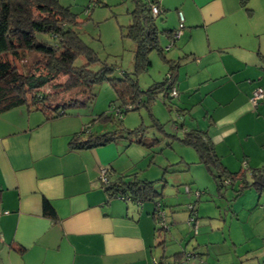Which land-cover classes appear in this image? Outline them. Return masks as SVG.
Wrapping results in <instances>:
<instances>
[{"label":"crops","instance_id":"obj_1","mask_svg":"<svg viewBox=\"0 0 264 264\" xmlns=\"http://www.w3.org/2000/svg\"><path fill=\"white\" fill-rule=\"evenodd\" d=\"M155 1L170 12L174 25L166 30L175 31L178 13L183 18L179 51L187 58L176 74L177 101L193 127L183 124L182 133L205 131L226 170L244 171L251 181L250 172L264 166V98L256 107L249 102L256 88L264 93V0ZM86 126L69 114L48 120L24 106L0 114V264L156 261L153 207L110 198L102 189L101 169L112 180L119 176L112 167L115 145L69 149ZM238 183L217 195L234 194L231 213L239 220L243 212L248 226L229 234L230 241L244 244L260 264L264 189L237 195ZM44 200L55 219L43 215Z\"/></svg>","mask_w":264,"mask_h":264},{"label":"rangeland","instance_id":"obj_2","mask_svg":"<svg viewBox=\"0 0 264 264\" xmlns=\"http://www.w3.org/2000/svg\"><path fill=\"white\" fill-rule=\"evenodd\" d=\"M59 3L70 6L82 22L77 31L79 37L93 49L98 59V63L90 67L92 71H97L102 64H106L116 68L111 74L114 78H121L122 73L136 72L133 42L123 36L131 22V0H59ZM168 15L170 12L165 11L155 19V26L159 31L174 25L167 21ZM177 29L178 24L174 33ZM40 39L53 44L48 36ZM159 42L163 49L171 45L164 52L166 60L182 57L179 47L183 41L178 40L173 45L164 36H159ZM148 59L151 62L148 69L138 70L136 73L142 90L169 76L168 64L156 51L150 52ZM84 62L81 57L76 64ZM173 83L177 88L176 75ZM43 91L53 96L52 105H59V108L73 99L85 100L84 106L66 107L64 111L69 116L80 118L87 125L84 128H88V133L112 132L120 127V123L123 133L115 143H111L115 145L117 152L112 162L115 173L129 175L127 179L152 182L154 189L161 195L158 201L165 214L168 229L164 230L155 224L152 252L157 262L164 254L162 264H171L170 256L184 251L199 256L192 258L188 264H256L252 253L246 252L244 244L234 247L233 241H230L229 234L235 236L238 229L242 227L246 230L248 226L241 222L243 212L239 214V220L231 213V209L236 210L238 205L234 201L236 199L233 200L234 194L229 190L226 198L218 196L216 184L203 165L198 163L195 151L177 140L183 135V124L193 127L190 113L181 110L178 97L169 99L161 93L150 102L148 108L139 107L118 118L114 107H118L119 103L116 101L114 88L107 81L88 90L76 89L68 93L62 92L60 86L54 83L46 86ZM103 114L115 118V121L96 120ZM135 129L139 131L127 136V131ZM137 141H142L143 144H138ZM196 191L200 193L199 196H196ZM189 205L193 206L197 219L196 233L187 225ZM143 206L149 210L153 207L151 203ZM157 228H161L158 233ZM161 242L162 245H159Z\"/></svg>","mask_w":264,"mask_h":264},{"label":"trees","instance_id":"obj_3","mask_svg":"<svg viewBox=\"0 0 264 264\" xmlns=\"http://www.w3.org/2000/svg\"><path fill=\"white\" fill-rule=\"evenodd\" d=\"M131 1L133 4L131 22L123 36L133 42L136 72L122 73L121 78H114L111 76L116 69L113 65L102 64L97 71L90 69L92 65L98 63V59L93 49L80 39L77 31L82 22L79 21L78 15L72 12L70 6H62L59 0H0V114L24 106L28 110L40 111L46 119L51 120L67 115L64 111L66 107L84 106L86 101L82 99L70 100L63 108L52 105L53 96L45 94L43 90L54 83L60 86L62 92L68 93L76 89L88 90L107 81L114 88L116 101L119 103L118 107H114L118 118L139 107L148 108L150 102L161 93L169 99L175 98L170 96L172 87L176 89L178 97L173 80L180 62L187 57L177 60L165 59L164 52L167 50L160 46L159 36H164L173 45L178 39L173 38L172 30L159 31L155 26V19L164 12L159 8L158 2ZM152 7L158 10L156 17L152 15ZM43 36L51 38L53 44L40 39ZM152 51H156L168 64L169 76L142 90L138 85L136 73L138 70L148 69L151 64L148 55ZM81 57L85 62L77 65ZM25 67L27 70L24 71ZM96 120L114 122L115 118L103 114ZM118 127L117 130L102 134L88 133V128H84L71 137L69 149L79 151L115 143L123 133L120 123ZM138 131L139 129H135L127 131L126 134L130 136ZM177 140L195 151L198 163L202 164L211 176L218 192L226 191L237 182H239L235 192L237 195L249 188L256 191L264 189V166L250 172L251 181L245 178L244 171L228 172L205 131L191 129L185 131ZM136 143L143 144L142 141ZM109 176L111 175L106 170L108 183H101L104 193L110 198H121L140 206L151 203L153 206L151 216L156 224V213L163 209L158 201L161 195L154 189L152 182L127 179L129 175L125 174L117 176L114 180ZM42 210L44 216L56 218L49 201H43ZM190 215L197 220L194 209ZM160 229L157 228L156 232L158 233ZM184 254V251H180L171 255V264H181ZM190 254L194 258L199 257L198 254ZM164 258L162 256L159 263L156 261L157 264H162Z\"/></svg>","mask_w":264,"mask_h":264},{"label":"built area","instance_id":"obj_4","mask_svg":"<svg viewBox=\"0 0 264 264\" xmlns=\"http://www.w3.org/2000/svg\"><path fill=\"white\" fill-rule=\"evenodd\" d=\"M152 15H153V17H156L158 15V10L156 8H154V7H152ZM178 20H179L178 29L173 35V38L175 40L179 39V37L181 36L182 28H183V24H182L183 18H182V15L180 13H178ZM170 46L171 45L167 46L166 50H169ZM170 96L171 97H177V92H176V89L174 87L171 88ZM263 98H264L263 90L261 88H256L252 92L251 97L249 99V102H250V104L253 107H256L258 105V103ZM127 109H129V108H127ZM99 179H100L101 183H103V184H107L108 183V180H107V177H106V169H101L99 171ZM225 184H227V183H225ZM186 192H188V189H186ZM195 194H196V196L200 195V193L198 191H196ZM188 211H189V214H191L193 212V206L192 205H189ZM156 223H157V225L159 227H161V228H163L165 230L168 229V226H167V224L165 222V214H164V212L162 210H158L157 213H156ZM187 225L192 227V229L196 233V231H197V223H196V220H195L193 215H189V218L187 220ZM192 258H194L193 255H191L190 253H185L184 256H183V259L181 260L182 261L181 264H188V261H190ZM154 264H157V262L155 261ZM260 264H264V262L260 263Z\"/></svg>","mask_w":264,"mask_h":264}]
</instances>
